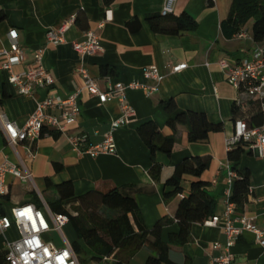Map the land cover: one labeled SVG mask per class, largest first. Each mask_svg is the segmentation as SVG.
Wrapping results in <instances>:
<instances>
[{"label":"crops","instance_id":"obj_1","mask_svg":"<svg viewBox=\"0 0 264 264\" xmlns=\"http://www.w3.org/2000/svg\"><path fill=\"white\" fill-rule=\"evenodd\" d=\"M232 1L175 0L172 15L189 14L196 21L197 29L169 37L152 32L144 20L147 14L161 13L165 0H114L108 6L103 0H0V50L9 49V32L14 31V41L25 51V64H32L34 52L41 49L43 66L53 78V84L47 90H37L32 97H23L6 82V74L0 73V113L18 127L26 124L37 103L47 96L58 95L65 99L77 88H82L83 80L76 72L81 66L103 92L107 90V79L113 85L131 82L152 85L143 78L146 69L155 68L163 77L157 91L150 96L141 90L126 92L134 118L130 124L113 132L115 155L91 158L78 155L73 150L70 138L85 135L89 145L99 144L110 131L111 122L121 116L116 100L100 104L86 91L78 99L80 116L64 135L44 130L32 147L25 143L11 147L0 130V163L6 160L32 176L31 181L22 183L6 175L7 191L0 195V215L13 222V208L32 204L49 219L48 212L52 211L48 204L56 202L58 194L47 188V180L52 185L70 182L76 197L92 191L106 193L118 189L135 200L140 225L145 231H152L162 220L171 222L160 232V240L169 243V236L179 230L174 216L181 198L178 195L164 199V184L172 176L175 166L184 159L199 157L210 160L200 181L209 183L210 195L216 200L213 216H221L227 194L232 191L225 142L232 136L236 120L243 119L248 124L257 114L259 102L239 95L226 82L218 64L224 60L236 66L247 59L255 47L264 46L253 41L252 22L232 38L224 36L220 25L227 17ZM72 16L75 21L64 33L65 43L59 46L46 44V32L58 30ZM133 20L140 24L135 32L127 26ZM89 31L98 36L102 51L95 56H86L81 64L72 44L82 41ZM3 61L4 58H0V64ZM178 64H186L187 68L177 74L168 73V68ZM22 70L23 67L14 68L15 73ZM236 100L241 102L239 107ZM169 101H173L176 112L204 114L210 123L222 124V130L211 133L205 142L189 143V126H178L172 154L168 157L157 153L154 157L161 166L159 180L154 181L148 174L152 166L150 153L137 129L152 122L162 136H172L167 123L173 115L163 108V104ZM234 106L237 109L235 114ZM28 150H31V155ZM55 164L62 170L56 172ZM240 169L250 173V191L242 212L237 214L244 215L258 229H264V159L247 151L240 162ZM194 180L190 176L184 178L183 197L188 194ZM223 223L221 218L216 227L192 224L185 244H168L170 264H210L220 254V251L212 249V245L219 243L224 246L226 242L221 230ZM68 226L62 229L64 238L63 230ZM47 234L43 240L52 243L48 241ZM19 238L14 223L0 236V264H7L4 259L6 244ZM231 253L234 264H264V247L259 246L250 233L239 238ZM157 256L150 247L143 246L127 264H146L149 257Z\"/></svg>","mask_w":264,"mask_h":264},{"label":"built area","instance_id":"obj_2","mask_svg":"<svg viewBox=\"0 0 264 264\" xmlns=\"http://www.w3.org/2000/svg\"><path fill=\"white\" fill-rule=\"evenodd\" d=\"M174 1L165 0L161 12L163 16L172 14ZM74 21L75 17L72 16L58 30H48L45 35L46 44L54 46L64 44V33ZM9 37L11 40L9 49L0 50V58H4L0 64V73L6 74V82L15 88L18 95L23 97H32L37 90H47L51 87L53 78L43 66V50L39 49L34 52L33 63L26 65L25 51L14 41V31L9 32ZM72 48L77 53L81 64L86 56H95L102 51L98 36L91 31L84 34L82 41L73 43ZM218 65L225 74L226 82L239 95L259 102L260 109L264 111V46L255 47L249 57L236 66H231L224 60L220 61ZM16 67H23V70L15 73L14 68ZM186 68V64H178L168 68V73L177 74ZM76 72L83 80L82 88H77L72 95L65 99L58 95L47 96L37 103L35 112L23 127H18L9 121L5 114L0 113V130L9 146L15 147L18 143H25L28 147H32L39 141L44 130L66 134L68 128L74 125L80 116L78 99L81 93L86 91L90 96L96 97L100 104H104L108 100H116L121 116L111 122L110 131L99 144L89 145L85 135L70 138L73 150L78 155H87L91 158L98 155H115L113 132L130 124L134 118V111L126 100V92L141 90L146 93V96H150L157 91V86L163 79L157 69L150 68L143 71V78L146 82H152V85L139 82L113 85L110 79H107V90L103 92L82 66ZM240 105L241 102L236 100V106ZM240 142L248 144V149L259 158L264 159V126L250 128L245 120H236L233 134L225 142L226 151L231 150ZM28 153L31 155V150H28ZM228 170L229 180L232 184L236 175L229 168ZM8 174L22 183H27L32 179L28 171L5 160L0 163V195H4L7 191L5 177ZM230 196L231 194L228 192L223 214L212 216L203 223L206 227H216L221 218L224 222L221 230L226 242L224 246L219 243L212 245V249L220 251V254L213 258L210 264H234L231 248L244 233L252 234L256 243L264 247V229H258L244 215L237 214L236 206L229 201ZM180 198L183 196L180 195ZM48 216L49 219L32 204L13 208V222L8 217L0 215V236L9 230L13 223L20 234L17 241L6 244L5 261L7 264H81L70 244L62 235L63 227L69 223L68 217L50 212H48ZM51 231L61 235L64 242L63 247L58 248L43 240V236ZM108 260L104 258V261Z\"/></svg>","mask_w":264,"mask_h":264},{"label":"trees","instance_id":"obj_3","mask_svg":"<svg viewBox=\"0 0 264 264\" xmlns=\"http://www.w3.org/2000/svg\"><path fill=\"white\" fill-rule=\"evenodd\" d=\"M113 1L103 0V3L108 6ZM144 20L152 32L163 36L175 37L197 29L196 21L187 13L177 17L172 14L165 16L161 13L147 14ZM249 22H252L253 41L264 44V0H233L228 15L220 27L224 36L230 39L240 33ZM127 26L132 32L140 28L137 20L127 23ZM163 108L168 114L173 115L167 123L173 132L172 136H162L152 122L144 123L137 129L138 136L150 153L152 166L148 174L154 181H158L161 174V166L155 162L154 157L157 153L168 157L172 154L174 135L178 126H189L187 136L189 143L205 142L211 133L222 130V124L210 123L204 114L176 112L173 101L164 103ZM236 112L234 106V114ZM262 123L264 111L259 107L248 126L261 127ZM247 151L249 154L252 152L248 149V144L240 142L226 153L229 169L236 175L229 201L236 206L237 213L242 212L249 195L250 173L246 169H240V162ZM209 164L210 160L207 158L184 159L175 166L172 176L165 182L163 197L170 199L183 194L182 182L186 176L195 178L191 182L188 194L181 198L177 207L174 219L179 230L169 236V243L160 240V232L163 226L171 222L162 220L152 231H145L140 225L135 200L118 189L106 193L92 191L76 197L70 182L52 185L47 180V188L54 189L58 194L57 201L48 206L52 213L68 217V224L72 226L76 236L71 248L81 264H127L143 246L150 247L158 255L149 257L146 264H170L167 259L168 244H185L189 238L191 225L203 224L214 215L216 200L210 195L209 183L200 181ZM54 169L59 172L62 167L55 164ZM68 206L71 212L66 209ZM102 210L107 212L105 217L99 214ZM150 237L153 240H149ZM104 258L109 260L104 261Z\"/></svg>","mask_w":264,"mask_h":264},{"label":"rangeland","instance_id":"obj_4","mask_svg":"<svg viewBox=\"0 0 264 264\" xmlns=\"http://www.w3.org/2000/svg\"><path fill=\"white\" fill-rule=\"evenodd\" d=\"M69 211L71 212L72 210L68 208ZM101 216L105 217L107 215V212L105 210L100 211L99 213ZM63 234L66 238V241L69 244H72L73 242L76 241L75 233L71 226L69 225L65 230H63ZM47 239L48 241L52 242L56 247H61L63 246V241L61 240L59 234L55 231H51L47 234ZM82 258L80 257V260Z\"/></svg>","mask_w":264,"mask_h":264}]
</instances>
